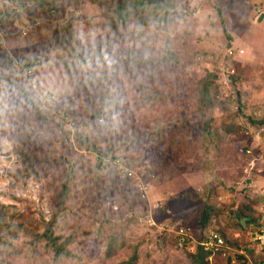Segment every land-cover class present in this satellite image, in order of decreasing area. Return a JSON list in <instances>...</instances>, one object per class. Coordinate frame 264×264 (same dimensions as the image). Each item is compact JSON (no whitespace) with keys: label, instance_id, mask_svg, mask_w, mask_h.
Segmentation results:
<instances>
[{"label":"rangeland","instance_id":"obj_1","mask_svg":"<svg viewBox=\"0 0 264 264\" xmlns=\"http://www.w3.org/2000/svg\"><path fill=\"white\" fill-rule=\"evenodd\" d=\"M26 2V15H7L0 42V264H127L134 250L132 264L263 259L234 211L249 198L264 201V165L251 169L239 152L252 144L249 117L264 112V18L256 20L264 0H152L124 19L117 0ZM31 18L39 24L22 35ZM230 47L244 54L228 55ZM4 53L12 64L5 66ZM29 59L43 87L18 74L16 62ZM16 84L39 103L41 117ZM205 84L213 105L200 110ZM154 90L160 95L149 100ZM45 93L54 98L42 100ZM202 114L211 119L208 138ZM116 157L143 173L147 200L117 171ZM243 177L259 182L245 187ZM204 204L212 206L206 228L228 246L211 262L158 228L178 219L198 234ZM48 227L58 242L68 239L70 255L54 256Z\"/></svg>","mask_w":264,"mask_h":264},{"label":"built area","instance_id":"obj_2","mask_svg":"<svg viewBox=\"0 0 264 264\" xmlns=\"http://www.w3.org/2000/svg\"><path fill=\"white\" fill-rule=\"evenodd\" d=\"M29 7V3L27 4L26 0H0V42L3 43L4 38L2 36L3 32V22L6 21L7 15L11 14L13 17L23 16L26 15V9ZM25 18V17H22ZM28 22L20 29L21 34L24 35L26 32L30 30L31 27H34L39 24V20L37 18H31L27 20ZM242 49H238V52H242ZM235 49L228 48L226 53L228 55H234ZM20 66V65H19ZM16 67L20 71V67H18V63L16 62ZM23 74L27 76L28 82L32 87H41L42 81L39 79L35 73V70L32 67H25L23 70ZM42 97L44 101H51L54 96L53 94L47 95H39ZM255 118L261 120V123L256 125H250L249 128L251 129V145H245L239 148L240 154L245 156V160L251 167L254 166L264 165V112L261 113L260 109H257L254 114ZM104 161H108L107 158H103ZM112 164L115 166L117 171L122 174L126 175L129 179H132L135 183L136 192L138 194V198L141 200H147V192L149 190V183L145 182L143 179V173H138L136 169L128 168L126 165L123 164L122 159L116 157ZM259 174V173H258ZM264 175V174H263ZM152 177V175H149ZM262 176V175H261ZM247 180V179H246ZM262 182L264 184V176H262ZM245 181V179H244ZM246 182V181H245ZM237 183V182H236ZM264 185L262 186V188ZM263 207V206H262ZM264 210V207H263ZM162 224V223H161ZM159 224L158 228L161 231L172 233L173 235H177L179 237V242H185L186 237H191L192 230L190 227L181 224L176 221H165L163 225ZM249 239L256 245V250L259 252L264 251V218L263 223L257 230L249 229L247 232ZM187 249L194 250L196 247H200L202 252L206 255V258L211 262L212 257L217 254L225 255V251L228 249L226 244V240L224 237L214 229H206L202 230L198 236L193 237L191 242L186 245ZM245 255L242 250L238 251ZM263 253V252H262ZM232 263H235V260H231ZM249 264H254L250 262ZM256 264H264V258L261 263Z\"/></svg>","mask_w":264,"mask_h":264},{"label":"trees","instance_id":"obj_3","mask_svg":"<svg viewBox=\"0 0 264 264\" xmlns=\"http://www.w3.org/2000/svg\"><path fill=\"white\" fill-rule=\"evenodd\" d=\"M150 1H152V0H117V3L114 7V10L116 11V13L118 15H120L121 19H124V18H127V16L131 13V11H133V13H137V12L142 11L146 7L147 4H150ZM146 2H148V3L146 4ZM158 7H159V5H158ZM155 8H156V6H155ZM8 15L12 16L11 14H8ZM12 18H19V17H12ZM165 18L166 17H163V19H165ZM2 22L4 25L5 20ZM223 31L226 35V39L229 40L230 35L227 32L225 27H223ZM0 51H2L1 47H0ZM4 57H5V62H6L5 66H8L9 64L13 63L12 59L6 53H4ZM139 61L151 63L150 59H146V58H144L142 60L140 59ZM17 63H18V65H20L19 66L20 70H21V68L24 69L25 67H29V66H31L34 69V66H36L35 59H29L28 61L18 60ZM20 72L22 73L23 71H19L18 74H21ZM25 77L28 78L27 76H25ZM233 80H235L234 77H233ZM12 81H14V79H12ZM14 83H15V81H14ZM207 85L208 84H205L201 90V94H200L201 109L200 110H205V109H207L213 105L212 100L210 98V95L208 93V89H207L208 86ZM16 86L18 87V93L23 97L25 104H26L27 108L32 112V115L37 116V117H41L42 114L39 111V103L32 97L30 92L23 85L16 84ZM41 87H43V86H41ZM237 94L239 95L238 90L236 91V95ZM159 95H160V93L158 91L154 90V91H152L151 95L150 94L148 95V99L151 100V97L159 96ZM236 101H237V106L239 107V112L242 113V103H241L240 99L238 98V96L236 97ZM249 118H250V121L253 122V125H256V124L262 122L261 120H258V118H255V117L250 116ZM199 123H200V127L202 128V131H203L205 137L208 138L212 134V130H211L212 123H211L210 117H206L205 115L202 114ZM60 125H61L62 130L67 131V132L70 130V127L68 126L66 121L60 122ZM228 127L230 129H234L236 126L234 124H232V125H228ZM129 180H131V182L133 183L134 189L136 190L134 181L132 179H129ZM144 181L147 182L146 180H144ZM67 191H68V183H65L64 185H62V187L59 191L58 200L64 198L67 194ZM261 204L262 205L264 204V201L262 200V198H260V197L249 198V200L246 203H244L241 208L237 207L235 209L234 212L236 215H238V224L241 228H244V226H242V224L240 223V219L244 216L247 217L246 229L249 228V229L257 230L259 228V226L262 225L264 215H263V209H261L259 207ZM255 207H257L258 213H256V215L255 214L249 215L248 213H250V212L247 213V211L252 212V211H254ZM211 211H212V206L204 204L203 207L201 208V212H200L199 218H198V225L200 226L198 234H196V231H194L193 228H191L190 226H188L186 224V226L190 227V229L192 230L191 237H189V238L186 237L185 242L180 243L179 237L177 235H175L176 236V246L182 248L183 250L187 251L188 253L189 252L192 253L193 250L189 251V249H187L186 245H188L191 242L192 236L196 237L199 235V233L202 230L207 229L206 223L209 220ZM43 235L45 236L47 245L53 249L55 257H58L61 254H64L67 256L71 254L70 251L64 245V242L68 239H65L64 241L58 242V236H56L52 233V229L50 227L47 228V231H45V233ZM222 236L226 240L225 236L224 235H222ZM113 248H114V241L110 240L107 243L105 253L107 255H109ZM194 252H197V254L200 255L201 257H203V255H204L203 252L202 251L199 252L198 249ZM262 252H263V258H264V251H262ZM239 254H242V253H239ZM135 258H136V251L134 250L132 255L130 256V258L128 259L127 264H132V262ZM262 260L263 259H259L256 262L261 263ZM202 264H206V263L204 262Z\"/></svg>","mask_w":264,"mask_h":264},{"label":"crops","instance_id":"obj_4","mask_svg":"<svg viewBox=\"0 0 264 264\" xmlns=\"http://www.w3.org/2000/svg\"><path fill=\"white\" fill-rule=\"evenodd\" d=\"M261 15V13H260V11L258 10V17H257V22H261L262 21V19L264 18V14H263V16H260ZM253 23V22H252ZM233 49H235V54L234 55H240V54H244V49H242V48H238V47H235V48H233ZM238 49H242L243 51L242 52H238ZM201 175H202V173H200ZM204 174H206V173H204ZM262 176H264V175H262ZM261 176V177H262ZM206 176L204 175L202 178L205 180L206 178H205ZM244 179H245V177H243ZM247 179H249V178H247ZM257 182H259L258 180H257V178L256 179H254V180H252V182H250V180H248V181H246L245 182V184H243V186H245V187H249V186H251V185H253V183H257ZM260 182H262V181H260ZM186 183V182H185ZM188 184V183H187ZM241 186H242V184H240ZM264 184H262L261 185V187L263 186ZM243 186H242V188H243ZM183 189H180V192H184L185 190H183ZM167 204V203H166ZM179 205V204H178ZM180 206V205H179ZM264 207V204L262 205H260L259 207L261 208V209H263V207ZM174 210H176V209H174ZM177 212L178 211H180L179 209L178 210H176ZM181 212V211H180ZM164 214V217H166L165 219H170V217H171V214L170 213H163ZM169 214V215H168ZM169 222V221H168ZM176 222H179V223H181V224H184V225H186L185 223H182L181 221H179L178 219H176ZM245 228H246V225L244 226ZM248 230H249V228H247ZM248 232V231H247ZM198 249V248H197ZM196 249V250H197ZM195 250V251H196ZM204 254V253H203Z\"/></svg>","mask_w":264,"mask_h":264},{"label":"water","instance_id":"obj_5","mask_svg":"<svg viewBox=\"0 0 264 264\" xmlns=\"http://www.w3.org/2000/svg\"><path fill=\"white\" fill-rule=\"evenodd\" d=\"M260 16H263V14H261ZM246 220H247V217L245 216L240 219V223L242 224V226L246 225Z\"/></svg>","mask_w":264,"mask_h":264}]
</instances>
